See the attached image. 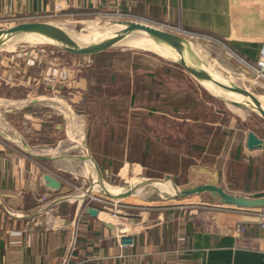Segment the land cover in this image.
I'll use <instances>...</instances> for the list:
<instances>
[{
	"label": "crops",
	"instance_id": "0c3cea01",
	"mask_svg": "<svg viewBox=\"0 0 264 264\" xmlns=\"http://www.w3.org/2000/svg\"><path fill=\"white\" fill-rule=\"evenodd\" d=\"M117 9L163 28L179 30L184 35L200 36L199 39L219 44L223 52L228 51L251 65L257 63L264 42V0H0V22L10 26L47 20L53 13L60 18L80 19ZM56 52L46 55L36 50L18 52L3 60L10 66L2 70L5 76L0 86L9 90L23 87L29 91L18 97L0 94V264H264V228L258 219L238 211H235L238 216L220 210L186 212L179 205L156 204L142 212L141 208L136 211L127 205L130 213L125 212L119 221L110 222L101 217V211L96 218L87 215L82 204L73 208L70 205L67 210L61 206L66 208L69 202L55 204L66 185L48 171L49 167L79 165L90 159L93 165H104L105 168H99L105 178L116 161L107 155L103 159L96 155L98 160H95L88 149L93 139L88 120L94 105H111V109L104 110L108 121L102 123L107 128V137L103 140L122 149L121 156L115 153L121 164L116 175L122 178L124 170L132 175L144 170L147 165L143 162L152 154L151 145L163 143L161 134L154 140L149 126L142 123L143 118L137 128L132 127L129 114L148 112L144 114L147 118L173 113L180 125H185L190 120L183 115L193 109L177 108L168 112L164 95L157 86L166 78L159 70L157 57L149 67L127 57L119 70L109 75L107 81L115 86L112 89L120 90V95L110 96L111 103L106 105L103 100L95 102L92 95L102 91L99 88L104 84L103 70L115 68L111 61L99 59L112 52L101 51L84 57ZM63 57L68 60L61 62ZM169 67L171 71L178 69L198 97L209 102V95H203L200 86L181 67L177 68L174 63ZM93 81L98 85L94 86ZM120 99H129L122 113L112 105ZM120 113L124 116V126L115 131L111 119ZM193 119L192 126L197 131L201 129L196 140L210 141V122L204 118ZM166 139L183 141L179 134ZM69 140L71 146L67 147ZM138 144L144 151H141L143 158L133 159ZM244 145L222 149L220 156H225L219 174L224 181L222 188L238 195H264L263 182L260 183L262 190L254 192L237 189L224 180L226 169V174H230L225 165L230 162L231 152H234V164L243 153H247L252 163L264 164V149L249 150L246 141ZM70 148L76 149V154L66 160L64 157ZM199 172L210 173L207 168ZM258 174L264 178L263 172ZM45 175L58 179L62 188L51 191L44 181ZM186 183L190 182L186 180ZM256 187L253 185L252 189ZM43 197L46 201H42ZM238 223L245 225L242 234L234 230Z\"/></svg>",
	"mask_w": 264,
	"mask_h": 264
},
{
	"label": "rangeland",
	"instance_id": "374dc122",
	"mask_svg": "<svg viewBox=\"0 0 264 264\" xmlns=\"http://www.w3.org/2000/svg\"><path fill=\"white\" fill-rule=\"evenodd\" d=\"M36 21V20H32ZM26 21V22H32ZM40 21H52L61 25V28L64 29L69 34H74L77 36H87L93 42L97 41L96 31H100L103 28H116L115 23L117 21H130V22H142L148 25H153L159 27L160 29L165 30L166 32H171L173 34L179 35L185 40L191 42V45L194 46L196 56V61L199 62L201 66L206 67L208 70L213 69L227 78L230 84H239L241 83L244 88L248 89V91L252 94L259 95L264 99V80L263 78L256 77L250 70H248L244 63L239 60L235 55H230L228 51H222V48L219 47V44H212L205 40H201L197 37H190L189 35H184L177 30H171L166 28H161L157 23L148 20L141 19L140 20H128L123 19L119 16H115L113 12H100L94 15H87L80 19H73L71 17H56L49 18L47 20ZM19 23V22H18ZM4 23L0 22V29H6L10 26H3ZM91 29V30H90ZM95 35H94V34ZM102 35L101 37H103ZM96 37V38H95ZM98 37L97 39H100ZM26 42V43H25ZM127 45V46H126ZM144 46L146 49L150 50V43L144 40L135 39L132 42H128L123 44V46H118V48L109 49L106 52H112V55H103L101 58L104 62L114 63L113 69H104L102 73L101 81H104L101 92L93 93L92 99H96L95 102L101 103L107 102L106 105L110 102L109 97L116 95H120V90L116 91L112 88L115 86H111L109 84V75L114 71L119 70L120 64L126 60L128 57L130 61L138 60L140 62L146 63L147 66L152 65L154 63L155 57L159 58V62H156L159 65V70L164 73L165 77L161 85H157L158 89H160L161 93L164 95V100L167 106L168 112L177 109V108H193L189 110L188 115L185 116L188 123L185 125L182 124L176 119V115L173 113H169L168 116H162L161 114H157L154 117H144V114L148 112L137 111L133 112V114H129L130 119L128 118L129 123L132 127H138L140 118H143L142 123L147 124L150 128V131L155 140L156 135H160L163 137V143H155L152 144V154L149 155L148 159L143 163L147 165L144 170L141 169L139 174L136 172L132 175L130 172H123V178L118 177L116 174L119 171V166L121 165L117 162L119 156H116L115 153L120 154L122 149L115 147L114 144L103 140V137H107V128L102 127L103 122L108 121V116L105 115L111 105L107 107L94 105L93 108H90V130L93 129L92 135L93 139L91 140V146L88 148L90 150V154L94 157L95 160L103 159L104 155L108 157L114 158L116 161L113 163L112 170H110L109 176L103 179L106 184L109 186L105 191L110 195H122V193H127L126 190H131L133 187L138 185L141 181H156V180H166L169 177V180L172 182H165L169 186L175 184L176 188L182 190L186 188H190L194 185H203L207 183H214L221 187L224 184V181L220 179V172L222 170V162L225 159V156H220L223 148H228L232 146L234 149L244 146L245 147V139L246 133L254 132L259 136L264 138V119H262L259 115L249 112L243 111L241 109L236 108H228L222 99H218L213 95L209 94L205 89H201L200 92L204 95L205 93L209 95V102L202 101L195 89H192L188 83L186 84L185 79L181 76V72L176 69L171 71L172 67H169L171 64H175L177 68H180L177 62L172 60L165 59L164 57H160L153 52H149L146 50H142L139 47ZM46 48V49H44ZM55 48V49H54ZM42 51L45 55L47 53L56 54L57 51H62L64 54L68 52L63 49L58 48L52 44H41V43H31L30 41H21L16 44H8L3 49L0 50V79L4 80V73L2 74V70L6 69V67L10 66L9 63H4L3 60L6 57L16 55L18 52H28V51ZM222 51V52H221ZM221 53V54H220ZM223 53L226 54L224 55ZM224 56H223V55ZM197 56L199 58H197ZM52 57L57 58V55H53ZM105 58V59H104ZM123 59V60H122ZM68 60V57L62 58L61 62H65ZM172 62V63H171ZM14 63H18V59L14 61ZM171 63V64H170ZM149 64V65H148ZM21 64H18L19 69H21ZM14 67V66H12ZM209 67V68H208ZM242 68H245L247 72H244ZM241 78V79H240ZM236 81H235V80ZM243 79V80H242ZM166 81H169L166 83ZM94 82V86L98 85L97 82ZM240 84V85H241ZM144 86H147L145 83ZM149 86V85H148ZM0 94L18 97L25 95L29 90H24L23 87L17 88L16 90H9L5 86H0ZM205 94V95H206ZM123 96V95H122ZM99 99V100H97ZM129 99H120L119 102L112 104L115 108L121 111L122 109L128 106ZM111 103V102H110ZM49 104V103H48ZM223 105H225V109H223ZM49 108L50 104L48 105ZM157 106H160L158 104ZM106 108V109H105ZM105 110V111H104ZM165 110V109H164ZM224 110V111H223ZM230 110V111H229ZM119 111V112H120ZM114 114L113 119H111L112 123L115 124L116 130L119 131L124 126V116L122 114ZM93 117H92V116ZM100 115V116H99ZM99 116V118H98ZM97 122H95V119ZM194 118V119H193ZM204 118L205 122L209 121L211 126H208L211 129L212 138L211 140H206V142L196 140L198 136V132H201V129L198 131L195 129V126H192L193 121H202ZM172 122V124H171ZM67 128L69 125L67 124ZM76 129V128H75ZM138 133V131L136 130ZM164 132V134H163ZM149 134V133H148ZM174 134H179L180 138H182V142H169L166 137H170ZM150 135V134H149ZM151 136V135H150ZM74 137H70L73 140ZM119 139V137H117ZM115 143V141H114ZM67 147H70V140L67 141ZM134 147V146H133ZM140 144L135 146L134 154L132 155L133 159L143 158L141 156L142 148H140ZM196 147V148H193ZM197 148L201 150H198ZM66 152V160H69L71 156L76 154V149H67ZM92 150V151H91ZM75 151V152H74ZM233 154L231 152L229 155L230 162L226 164L225 167H229V176L225 173V182L233 183V186L237 189H248L254 190L257 192L258 190H262L261 184L264 183V178L260 176V172L264 174V164L263 170L260 169L255 162H251L247 153H243L240 155L239 161L235 164L233 163ZM98 155V159L97 156ZM115 155V156H114ZM141 161V160H139ZM89 163L90 169L87 170L83 164L79 165L71 164V166H65L60 164L59 166L49 167L48 171H51L55 174L61 182L66 185V189H64L60 196V198H67L65 201L69 202V204L65 206H61L62 208L67 210V207L71 205L73 208L76 204H82L84 208H89V206H93L101 210L103 215H107L113 219V221H119V217H122L123 213H130L126 206L137 209L136 211H147L150 208H153V205H168L174 206L179 205L186 212L191 211H217L220 210L222 213H229L234 216H238L235 210L232 209H219L218 205L220 204L218 199L213 197L211 194H202L191 196L189 199L178 200L172 198L170 194L162 193L158 189L154 190L150 187L144 188L141 193V189L139 191L134 192V196L130 198H126L123 200H114L107 197L104 194V190L101 188H97L95 181L99 180V183L104 185L99 177V174L96 172V166H94L90 159L86 161ZM99 162V161H98ZM97 165L103 168L102 164L97 163ZM228 166V167H227ZM100 167V168H101ZM138 168V167H137ZM208 172L206 175H202L199 170L206 169ZM88 171V173H86ZM255 172L257 175H255ZM251 174V177L249 176ZM262 174V175H263ZM239 176V177H238ZM186 180L190 183H186ZM261 183V184H260ZM253 185H257L256 188L252 189ZM124 189L125 192L117 193V190ZM128 191V192H129ZM247 196V195H246ZM255 197V196H250ZM58 199V198H57ZM56 199V200H57ZM118 202V203H117ZM156 202V203H155ZM115 204L117 207H115ZM65 205V204H64ZM153 206V207H152ZM61 208V209H62ZM61 209L59 212L61 213ZM143 209V210H142ZM69 211V210H68ZM120 212L121 215H117L116 213ZM242 213L246 217L262 219L264 218V210H260L258 213L248 212V211H238ZM135 213V210H134ZM104 219V218H103Z\"/></svg>",
	"mask_w": 264,
	"mask_h": 264
},
{
	"label": "water",
	"instance_id": "95a60500",
	"mask_svg": "<svg viewBox=\"0 0 264 264\" xmlns=\"http://www.w3.org/2000/svg\"><path fill=\"white\" fill-rule=\"evenodd\" d=\"M116 25H122L124 29H122L116 38L108 39L101 42H96L95 45L84 46V48L79 47L74 40L71 38L68 32L61 28V25L52 21H32V22H19L6 29H0V50L7 46L10 41L16 36L25 35V34H40L43 36L53 39H56L61 43L60 49L74 55V56H93L101 51H105L107 49L112 48L113 45H116L121 40L127 38L129 35L137 31H143L148 34L151 39H154L158 42H163L167 45L173 46L178 52V60L175 62L183 69L186 75L189 76L195 83H197L203 90L205 89L209 94L213 95L218 99H222L226 106L229 108H236L241 109L243 111L253 112L259 115L262 119H264V108L259 99L256 95L246 91L244 89H240L239 87L236 88L234 85L230 84L229 80L225 78L222 73L215 71L221 78V81H217L212 75L209 73L205 67L199 65L198 63L193 62L189 59L188 55L186 54V46H189V41L182 38L179 35L173 34L171 32H166L159 27L144 24L141 22H130V21H117ZM195 55H197L195 53ZM197 58H199L197 56ZM211 82L215 85L218 89L222 90L223 94H214L210 90H208L204 83ZM241 95L236 98L235 95ZM254 109L256 112H254ZM246 145L249 150H257V149H264V139L260 138L254 132H249L247 135ZM94 166L97 168V172L103 184L106 182L103 180L105 179L102 175L101 169L94 163ZM170 178V177H169ZM166 179V180H169ZM44 181L47 187L51 191L60 190L62 188V184L58 179L55 177L53 178L50 175H45ZM179 193L175 194L172 198L178 200L189 199L191 196L202 195V194H211L213 197L217 198L220 205H227L230 207H234L237 209H246V210H259L264 209V196L258 197H250L246 195H238L233 194L221 186L214 184V183H207L205 185H194L190 188L178 190ZM104 194L114 200H123L126 198L133 197L135 194L134 192H127L122 194V196L114 197L109 195L105 190ZM67 198H60L57 199L55 202L56 204L66 202ZM86 214L92 217H98L99 210L93 206H89L86 208Z\"/></svg>",
	"mask_w": 264,
	"mask_h": 264
},
{
	"label": "bare ground",
	"instance_id": "6f19581e",
	"mask_svg": "<svg viewBox=\"0 0 264 264\" xmlns=\"http://www.w3.org/2000/svg\"><path fill=\"white\" fill-rule=\"evenodd\" d=\"M122 29H124V27L122 25H116V28L115 29L114 28H103L101 30V32L100 31H96L95 34H96L97 38L98 37H101L102 35H104V36L101 37L100 39H97L95 37L96 40H97L95 42H93L92 40H90L85 35L84 36H77V35H75V33L74 34H69V35L71 36V38L74 40V42L79 47L84 48V46L95 45L96 42L98 43V42H101V41H104V40L114 39V38H116V36L118 35V33ZM135 39L144 40V41H147V42L150 43V49H151V51L148 50V49H146L144 46L139 47L142 50L144 49L146 51L153 52V53H155L156 55H158L160 57H164L165 59H168V60L170 59V60H172L174 62L176 60H178V52H177V50L173 46L167 45V44H165L163 42L155 41L154 39H151L148 36V34L145 33V32H143V31H137V32L133 33L132 35H129L127 38L121 40L116 45H113L112 48H118V46H123V44L128 43V42H132ZM21 41H30L31 43L35 42V43L49 44V45L52 44V45H55V46L57 45L59 47L61 45V43L59 41H57L56 39H53V38H50L49 39L48 37L43 36V35H40V34H25V35L16 36V38L12 39L9 44H13V43L16 44L17 42H21ZM112 48H110V49H112ZM107 50H109V49H107ZM195 53L196 52H195L194 46L191 45V43L189 41V46L188 45L186 46V54L188 55L189 59H191L193 62L199 64V62L196 61ZM208 70H209V73L212 75L213 78H215L219 82L221 81V78H219V75L217 73H215L213 69H210L209 68ZM240 84L241 83H239L237 85L234 84V86L236 88L239 87L240 89H244V90L248 91V89L244 88V86L242 84L241 85ZM204 85H205V87L208 90H210L214 94H219V95L223 94L222 90L218 89L211 82H206V83H204ZM232 95H235L236 98H238V96H241V95H236V94H232ZM256 96H257V98L259 99V101L261 102V104L263 105V108H264V99L262 97H260L259 95H256ZM251 110H253L254 112H256L254 109H251ZM82 149H83V146L81 147V150ZM83 166L87 170L90 169L89 163L87 164V162H85ZM96 172H97V169H96ZM86 173H88V171H86ZM167 181L172 182L170 180H163V181H160V180H156V181H141L138 185H136L135 187H133L130 190V192L131 191L132 192H136V191H139L141 189V193H142V190L144 188L150 187L151 189H154V190L158 189L162 193H166L168 195L170 194V196L173 197V196H175V194L179 193L178 190H180V189L176 188L175 184H172V183H171V186H169L168 184L165 183ZM95 183L98 184V185H96L97 188H101L102 187L103 190H106V189L109 188V186L106 183L104 185H102L101 183H99V180H96ZM128 191L129 190H126V192H128ZM122 192H125V190L124 189H121V191L120 190H117V193H122ZM122 194H124V193H122ZM111 196H114V195H111ZM119 196H122V195H119ZM114 197H118V196L115 195ZM101 217L104 218L105 220L110 221V222H114L107 215L105 216V215L102 214Z\"/></svg>",
	"mask_w": 264,
	"mask_h": 264
},
{
	"label": "built area",
	"instance_id": "2783aa9c",
	"mask_svg": "<svg viewBox=\"0 0 264 264\" xmlns=\"http://www.w3.org/2000/svg\"><path fill=\"white\" fill-rule=\"evenodd\" d=\"M111 12L115 13V16H119V17H121L123 19H128V20H131V21L132 20L134 21V19L135 20L136 19L137 20H140V18H138L137 16H135V15L133 16V15L128 14V13H124V12L120 11L119 9H117L115 11H111ZM56 17H58V15H56L55 13H53V14H51V17L50 18H56ZM159 26L161 28H163L161 25H159ZM189 36H191L192 38H194V37L200 38V36H197L195 34H189ZM242 63H244L245 67L248 70H250L254 75L256 74V77L264 78V42H263V45H262V48H261V51H260V56H259L258 61H257L256 64L251 65V64H248V63H246L244 61H242ZM45 199L46 198L43 197L42 198V201H46ZM55 204H56V202H55ZM115 207H117L116 204H115ZM218 208L219 209H224V210L225 209H232V210L240 211V212H242V211H245V212L248 211V212H253V213H258L260 210H262V209H259V210H246V209H242V210H240V209H237V208H234V207H230V206H227V205L223 206V205H220V204L218 205ZM98 210H99V212L101 211L100 209H98ZM116 214L117 215H120V212H117ZM259 222H260V225L264 228V218L259 219ZM244 228H245V225L243 223H238L236 225V227H235L234 230L236 231V234H242L245 231Z\"/></svg>",
	"mask_w": 264,
	"mask_h": 264
},
{
	"label": "trees",
	"instance_id": "16d2710c",
	"mask_svg": "<svg viewBox=\"0 0 264 264\" xmlns=\"http://www.w3.org/2000/svg\"><path fill=\"white\" fill-rule=\"evenodd\" d=\"M55 49V48H54ZM106 51H109V50H105V51H102V52H106ZM110 165V164H109ZM102 166H103V168H105L104 167V165L102 164ZM108 177V176H107ZM258 196H264V195H258ZM258 196H255V197H258Z\"/></svg>",
	"mask_w": 264,
	"mask_h": 264
}]
</instances>
